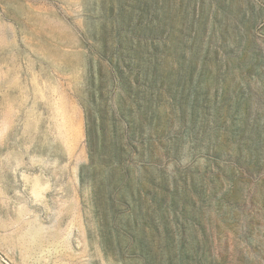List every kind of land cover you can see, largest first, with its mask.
I'll list each match as a JSON object with an SVG mask.
<instances>
[{
    "label": "rangeland",
    "instance_id": "obj_1",
    "mask_svg": "<svg viewBox=\"0 0 264 264\" xmlns=\"http://www.w3.org/2000/svg\"><path fill=\"white\" fill-rule=\"evenodd\" d=\"M0 264H264V0H0Z\"/></svg>",
    "mask_w": 264,
    "mask_h": 264
}]
</instances>
